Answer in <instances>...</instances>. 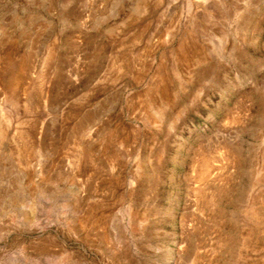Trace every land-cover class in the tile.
<instances>
[{
  "label": "rangeland",
  "instance_id": "1",
  "mask_svg": "<svg viewBox=\"0 0 264 264\" xmlns=\"http://www.w3.org/2000/svg\"><path fill=\"white\" fill-rule=\"evenodd\" d=\"M0 264H264V0H0Z\"/></svg>",
  "mask_w": 264,
  "mask_h": 264
}]
</instances>
